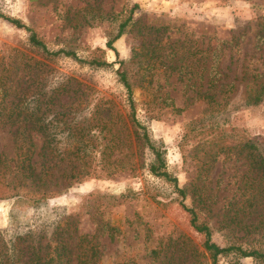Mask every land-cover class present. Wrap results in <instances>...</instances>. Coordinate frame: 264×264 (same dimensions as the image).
I'll return each mask as SVG.
<instances>
[{
  "label": "rangeland",
  "instance_id": "obj_1",
  "mask_svg": "<svg viewBox=\"0 0 264 264\" xmlns=\"http://www.w3.org/2000/svg\"><path fill=\"white\" fill-rule=\"evenodd\" d=\"M0 16V57L17 50L39 61L36 78L52 95L41 108L42 181L52 193L37 206L0 200L5 241L30 231L44 244L58 226L62 240L91 236L96 264H210L182 202L199 212L213 244L264 252V217L251 215L246 231L223 223L227 202L253 178L243 154L212 157L218 133L182 143L190 128L215 123L229 146L253 138L264 153V41L255 38L264 0H0ZM5 17L30 28L49 52L71 51L79 61L32 49L28 33ZM125 21L110 45L115 56L106 43ZM117 71L126 75L134 118L162 150L183 198L148 173L152 156L136 138L141 130L131 124ZM0 154L14 157L10 129L0 128ZM258 190L256 197L264 195V185ZM216 264L257 263L230 254Z\"/></svg>",
  "mask_w": 264,
  "mask_h": 264
},
{
  "label": "trees",
  "instance_id": "obj_2",
  "mask_svg": "<svg viewBox=\"0 0 264 264\" xmlns=\"http://www.w3.org/2000/svg\"><path fill=\"white\" fill-rule=\"evenodd\" d=\"M4 19L14 28L23 29L28 33L27 44L32 49L38 50L46 56H62L79 61L71 51L60 49L49 52L30 28L24 26L19 20L8 17ZM128 19L130 18L128 17L126 21ZM126 21L119 25L116 35L106 43L109 50L114 52L110 45L120 36ZM255 38L264 41V23ZM114 54L116 56L115 52ZM14 57L15 60L12 59ZM86 63L97 68L106 65L105 62L96 60ZM120 63L117 62L119 65ZM42 66L39 61H35L27 54L17 50H12L11 57H0V128L11 130L14 149L13 158H5L0 154V200H14L27 206L40 205L43 203L44 198L52 193L42 181L46 133L41 108L44 103L51 101L52 96L51 93L47 94L44 90L42 79L36 78L37 73L41 72L40 68ZM116 73L127 95L131 124L141 130L140 133H136V138L152 156L147 166L148 173L155 177H163L171 182L179 197L183 198V189L177 188L175 178H171L165 171L162 150L154 145L149 139L145 128L134 118L133 101L126 75L119 71ZM257 99L252 98L249 103L254 104ZM30 103L34 107L32 112L29 110ZM215 105L221 106L223 103L217 102ZM221 131L222 129L215 123L209 125L201 123L197 127L190 128L184 134L182 143L186 144L188 137L195 135L202 137L212 135L211 139H214L213 134L218 133L217 136L220 139L212 157L223 155V159H229L227 155L232 150L243 154L248 167L245 174L247 172L253 174V178H247L239 186V190L242 191L239 197L232 198L227 202L223 223L231 230L246 231L247 228L253 225L252 220L249 218L251 215L264 217V195L258 194L256 197L253 194V192L258 193V189H261L264 185V153L259 151L256 145L258 140L253 138L247 140L238 138L237 144L229 146L227 144L229 141H226V137H223L224 131ZM35 139L39 142V146L35 143ZM46 145L49 144L46 142ZM193 194L194 201L199 205H204L203 196L197 193ZM179 205L188 214L189 226L202 236L201 248L207 255L210 264H216L218 257H226L230 254L237 258H251L257 264H264V252L259 250L234 245L220 248L213 244L210 241V228L205 222L199 221V212L196 209L185 207L182 202H179ZM257 208L259 210H256ZM246 220H249V222ZM63 233L64 230L56 226L52 232L51 240L48 239V242L44 244H41L39 242L40 238L34 236L30 231L23 236H14L9 242L5 241L0 234V264H71V253L74 255V264H96L97 247L91 243V236L80 234L75 237L74 241L72 239L69 242V237H65L64 240L58 238ZM150 255L154 256L155 252L150 251Z\"/></svg>",
  "mask_w": 264,
  "mask_h": 264
}]
</instances>
